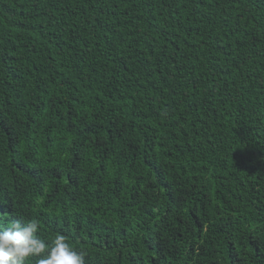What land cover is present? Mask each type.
<instances>
[{"label": "trees", "instance_id": "trees-1", "mask_svg": "<svg viewBox=\"0 0 264 264\" xmlns=\"http://www.w3.org/2000/svg\"><path fill=\"white\" fill-rule=\"evenodd\" d=\"M0 215L86 264H264V0H0Z\"/></svg>", "mask_w": 264, "mask_h": 264}, {"label": "clouds", "instance_id": "clouds-1", "mask_svg": "<svg viewBox=\"0 0 264 264\" xmlns=\"http://www.w3.org/2000/svg\"><path fill=\"white\" fill-rule=\"evenodd\" d=\"M86 264L83 250L74 248L66 236L41 235L39 220H9L0 215V264Z\"/></svg>", "mask_w": 264, "mask_h": 264}]
</instances>
